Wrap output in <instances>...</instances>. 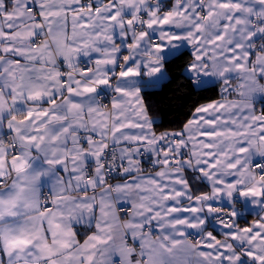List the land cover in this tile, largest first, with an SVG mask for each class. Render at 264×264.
Here are the masks:
<instances>
[{"label":"snow or ice","instance_id":"snow-or-ice-1","mask_svg":"<svg viewBox=\"0 0 264 264\" xmlns=\"http://www.w3.org/2000/svg\"><path fill=\"white\" fill-rule=\"evenodd\" d=\"M0 264H264V0H0Z\"/></svg>","mask_w":264,"mask_h":264},{"label":"trees","instance_id":"trees-1","mask_svg":"<svg viewBox=\"0 0 264 264\" xmlns=\"http://www.w3.org/2000/svg\"><path fill=\"white\" fill-rule=\"evenodd\" d=\"M179 84L180 80L164 83L161 89L155 91L152 96V103L156 108L153 114L160 116L163 121L159 124L157 131L178 129L189 109L198 101L197 94L190 93L186 88L178 87ZM199 102L203 103V101Z\"/></svg>","mask_w":264,"mask_h":264},{"label":"crops","instance_id":"crops-1","mask_svg":"<svg viewBox=\"0 0 264 264\" xmlns=\"http://www.w3.org/2000/svg\"><path fill=\"white\" fill-rule=\"evenodd\" d=\"M252 217H249V219H251ZM241 223L243 224V221H241Z\"/></svg>","mask_w":264,"mask_h":264}]
</instances>
